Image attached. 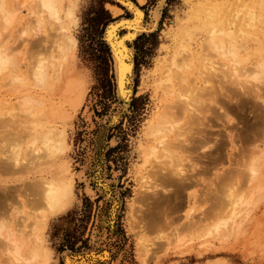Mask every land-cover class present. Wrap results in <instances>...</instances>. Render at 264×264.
<instances>
[{"label": "bare ground", "instance_id": "1", "mask_svg": "<svg viewBox=\"0 0 264 264\" xmlns=\"http://www.w3.org/2000/svg\"><path fill=\"white\" fill-rule=\"evenodd\" d=\"M63 1L20 0L19 6L12 8V2L0 0V264L51 263V251L43 243L41 227L50 215L70 205L76 181L84 182L83 188L92 198L95 186L92 187L91 183H95L103 199L101 204L98 200L100 208L95 216L96 224L92 234L89 232L91 248L79 252L64 250L61 264H106L115 252V241L119 239L116 214L122 201L111 186L112 180L104 178V156L100 152L106 148L107 128L118 121L131 103L135 73L133 42L140 34L157 29L166 0H156L151 12L148 10L147 19L140 5L144 0H116L131 12V16L122 15L111 20L102 36L112 57L114 86L119 101L106 116L97 118L101 125L91 140L93 152L87 149L89 158L93 155L92 163L87 160L79 170H75L70 161L65 128L59 120L67 114L66 101H73V106L86 98L82 74L71 66L76 37L69 26L71 22H77L75 7L72 1L66 5ZM105 3L115 16L123 11L121 5ZM188 3L185 21L178 22L171 37L173 45L159 61L157 67L161 70L151 82L153 90H161L162 95L166 87L171 91V82L176 78V95L170 99L164 97L162 107L148 120L145 141L140 143L142 157L139 164L150 162L152 169H148L146 177L154 175L156 178L152 181L156 186L148 190L150 179L143 178L141 182L147 184L134 197L136 202L152 199L146 208L138 209V217L142 214L144 224L155 227L158 234L166 235L159 241L160 247L180 252L191 250L193 246L203 248L212 242L214 236L225 237L237 231L243 224L242 218L251 219L249 212L264 199L262 147L252 150L248 159L246 156L241 162L237 161L235 166L232 165L233 169L230 166V169L215 172L213 186L208 191L212 200L209 222L198 220L191 208L184 223L171 231L164 228L169 222L166 217L168 202L194 185L196 173L185 172L182 154L177 148H183L184 152L193 149L196 156L190 154V159L196 161L200 158L216 160L219 149L215 142L209 145L212 141L210 121L217 117V112L212 110L214 105H205L210 113L202 115L201 122L191 110L196 94L207 92L212 102L218 91L214 88L208 91L206 84L184 90L188 80L185 73H191L193 69L196 74L207 71L213 77L216 71L227 78L231 84L227 88L235 98L247 95V99L259 109L261 115L258 116L256 132L264 140V0H191ZM19 15L23 20L16 39L27 41L32 47L24 70L20 69V63L25 57L17 58L12 44H6L5 34ZM194 31L202 35L196 52L188 43ZM259 35L263 37L259 47L243 53V43L247 39L256 40ZM251 54L255 55L253 61L249 60ZM50 70L56 74L53 76ZM258 89L261 94L257 93ZM186 115L191 117L195 127L190 147L179 137L167 136L177 117ZM204 147L206 149L202 150ZM87 171L91 175L87 176ZM160 220L163 223L159 225ZM149 250V245L143 246L144 256ZM146 261L143 259L142 264Z\"/></svg>", "mask_w": 264, "mask_h": 264}, {"label": "rangeland", "instance_id": "2", "mask_svg": "<svg viewBox=\"0 0 264 264\" xmlns=\"http://www.w3.org/2000/svg\"><path fill=\"white\" fill-rule=\"evenodd\" d=\"M9 1L12 2V8H17L20 4V0ZM70 1L74 3L77 18V22L74 24L71 22L69 26L76 37L74 61L71 62V66L82 74L86 98L84 96L85 99L81 103H74L73 106V101H66L67 114L64 119L59 120H62V126L65 128L70 161L73 168L79 170L88 162L87 160L92 163L93 155L89 158L87 149L90 148L93 152L92 141L101 125L98 119L106 116L119 101L114 86L112 57L102 35L105 26L111 20L123 16L129 17L131 12L116 0H64L63 4L66 5ZM107 1L121 5L124 12L122 11L116 16L113 15L109 7L106 6L105 2ZM189 1L191 0H166L157 29L140 34L133 42L135 73L131 103L129 108L122 112L118 121L107 128L104 146L106 148H102L100 152L102 157L104 156V178L112 180L111 186L122 201L119 203L116 214V233L119 239L115 241V252L112 253L106 264H142L143 259L147 260L146 264H264V199L260 200L249 212L248 217L252 215L251 219L248 220L245 216V220L242 218L243 224L237 231L230 232L225 237L216 235L210 240L212 242L204 245L203 248L199 249V246H193L191 250L184 252L174 248L160 247L159 241L165 239L166 235L158 234L159 230L156 231L155 227L144 224L142 214L138 217V209L146 208L150 202L152 203L151 198L141 199L137 202L134 199L140 188L147 184L145 181L142 183L141 180L143 178L150 179L148 190H152L156 186L153 184L156 178L154 175L146 177L148 169H152L150 162L144 165L139 164L142 157L140 143L145 141L144 133L150 117L162 107L164 97L173 98L178 88V80L173 78L170 86L171 91L169 92L166 87L164 94L161 95V90L156 92L153 90L151 82L161 70L160 67H157L159 61L164 58L169 47L173 45L171 37L178 28V22L185 21L184 15L190 6ZM156 2V0H144L140 4L144 8L145 19L149 17ZM22 11L24 12L25 9ZM126 13L128 14L126 15ZM22 20L23 16L19 15L12 26L5 31V34L6 44H12L17 58L25 57L20 63V69L24 70L28 63L26 57L29 58L32 47L27 41L22 42L16 39L17 31L22 26ZM42 33L45 34L46 29L42 30ZM28 35L30 36L31 32ZM201 36V33L197 31L192 33L188 43L193 52L199 50ZM261 38L263 37L259 35L256 40L247 39L242 45V52L256 50ZM55 55L58 56L57 53ZM254 57L255 55L251 54L249 60L253 61ZM50 72L53 73V76L56 74L52 70ZM195 72L197 71L192 69L191 73H185L188 80L184 90L189 91L195 85L206 84L208 91L211 88L218 91L216 95H213L212 102H210V98L208 99L207 92L196 94L191 110L201 122V116H207L210 113H208V109L206 110L205 105L207 104V107L214 105L212 110L217 112V117L210 121L212 126L209 127V131L211 129L212 141L209 142V145H214L213 142H215V144H219V149H217L216 160L207 161L203 158L204 161L200 158L199 161H196L190 159V154L196 156L193 149H187L184 152L183 148H177V151L182 154L185 172L196 173L193 178L194 185L188 187L180 197L172 198L168 202L166 217L169 222L164 226L167 231L184 223L191 208V212L197 216L198 220L202 223L209 222L212 200L208 191L213 186L215 172L218 169L224 171L230 166L233 169L232 165L235 166L237 161L241 162L246 156L248 159L252 150L264 147L263 138L256 132L258 116L261 114L259 109H256L251 103L252 100H248L247 95L244 94L237 95L238 97L235 98L236 96H233L227 88L231 87L229 80L217 74L216 71H214L213 77L207 71H202L199 74ZM57 79L58 84V76ZM235 89L239 90L237 87ZM259 91L261 90L258 89L257 93L261 94ZM55 99L60 101L59 98ZM259 101L262 100L259 99ZM243 102L246 103L243 104ZM90 112L92 113L90 114ZM177 118L174 121L173 130L167 136L169 138L179 137L188 144L187 147H190L193 141L192 130L195 128L192 126V119L188 115ZM198 126L201 127L200 124ZM109 140H114V142L111 143ZM205 149V147L202 148V150ZM261 168L264 171V161L261 163ZM86 175H91V172L87 171ZM83 184V181L75 182L74 198L70 205L63 211L50 215L47 222L41 227L43 243L51 251L50 259L52 261L50 264H61L62 252L66 249L79 252L91 248L90 233L92 234L91 230L96 224L95 218L103 194L98 191L95 183H91L92 187H96H93L95 192L94 198H92L85 192ZM150 194L152 195V193ZM178 202L180 203L177 208H173L174 204ZM162 223L163 221L160 220L159 225ZM200 238L204 239L202 236ZM146 244L149 245L150 250L144 256L143 246ZM118 255L119 260L117 259Z\"/></svg>", "mask_w": 264, "mask_h": 264}]
</instances>
